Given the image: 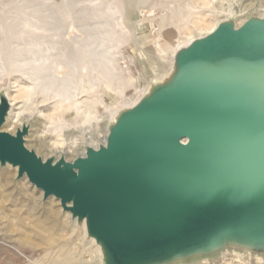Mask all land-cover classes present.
<instances>
[{
	"label": "water",
	"instance_id": "water-1",
	"mask_svg": "<svg viewBox=\"0 0 264 264\" xmlns=\"http://www.w3.org/2000/svg\"><path fill=\"white\" fill-rule=\"evenodd\" d=\"M235 21L179 48L72 160L28 148L26 123L3 130L0 92V166L83 221L101 264H202L227 249L264 257V16Z\"/></svg>",
	"mask_w": 264,
	"mask_h": 264
},
{
	"label": "rangeland",
	"instance_id": "rangeland-1",
	"mask_svg": "<svg viewBox=\"0 0 264 264\" xmlns=\"http://www.w3.org/2000/svg\"><path fill=\"white\" fill-rule=\"evenodd\" d=\"M104 1L115 6L117 4L115 0ZM138 1L137 6L136 4L129 6L127 11L119 10L116 14L119 27L128 25L130 31L124 32L122 42L114 52L116 61L118 60L117 65L120 67L118 86L114 83L108 85L103 80L94 82L91 86L89 78H95L98 73L92 71L88 74L84 67L83 92L80 94L81 111L76 113L72 102L65 103L62 108L53 103V107L49 109L36 95L34 102L28 101L25 104L28 109L17 111L19 113L17 118H6L2 129L14 133L18 127L26 123L29 131L25 136V145L28 148L34 149L43 159L48 156L57 158L64 155L66 159L72 160L81 154L85 145L96 146L103 140L105 137L103 135L107 133L105 124L110 119L114 120V113L117 110L132 105L144 94L153 80L160 79L169 72L177 51L174 48L175 43L184 39L192 40L205 34L206 29L210 32L217 22L227 16L234 17L237 24H240L249 12L264 16V0H169L174 6H187L192 10L190 17L182 20L177 29L170 25V21L161 18V14L167 11L160 4L168 0ZM41 3L43 0L38 2L39 5H42ZM47 3L51 7H56L57 0H47ZM47 26L49 25L43 24V28ZM31 28L37 36H41L45 31L41 27L31 26ZM174 29L179 31V37L166 39L168 32ZM44 44L52 47L47 52L48 59H51L52 53L57 51V43L49 31H45L42 45ZM63 53L56 56V60L63 62L68 58V47L64 48ZM26 90L24 84H19L18 90L13 94L14 107L23 104ZM0 92L12 93V80L7 77L2 78ZM61 114H65L66 121L60 116ZM47 141L57 143L50 145ZM15 176V168L10 165L0 166V264H44L47 263L48 257L55 256L59 254L58 250L61 252L65 249L76 260L85 264H96L97 246L86 237L81 226L84 222L75 220L74 223L69 214L62 211L55 197L49 196L42 201V192L24 179L25 176L18 180H15ZM60 245L62 247H59ZM241 253L226 250L215 262L206 259L200 262H203L202 264H264V257Z\"/></svg>",
	"mask_w": 264,
	"mask_h": 264
},
{
	"label": "bare ground",
	"instance_id": "bare-ground-1",
	"mask_svg": "<svg viewBox=\"0 0 264 264\" xmlns=\"http://www.w3.org/2000/svg\"><path fill=\"white\" fill-rule=\"evenodd\" d=\"M39 1L0 0V80L4 77L12 80L13 91L10 94L5 93L11 107L8 117H6L9 119L17 118L18 110L25 111L28 109L25 104L35 100L36 95L45 102L49 109L53 107V103L62 108L65 103L72 102L76 113L81 111L80 94L83 92L84 67L88 74H91L92 71L98 73L95 78H89L91 86L99 80L106 81L108 85L114 83L118 86L120 67L117 65L118 60L116 61L114 52L122 42L124 32L129 31V26H124V30L122 27L120 28L116 14L119 10L125 9L127 11L126 9L139 2L138 0H115V3L118 4L116 7L104 0H66L65 2L57 0L56 7H51L47 0H43L42 5L38 4ZM111 1L113 2V0ZM160 5L167 11L161 14V18L170 21V25L175 28L180 25L182 20L188 19L192 14L190 7L174 6L169 0L161 2ZM66 7L70 9L68 10ZM43 24L49 26L43 28ZM31 26L41 27L55 37L57 51L52 53L51 59L47 57L48 50L52 49L51 45H42L45 31L41 36H37ZM177 29L168 32V35L165 34V37L168 36L166 39L178 38L180 34ZM164 32L166 33V31ZM205 33H208L207 29ZM126 36H128L127 33ZM190 41L184 39L175 43L174 48L178 50ZM66 47H68V58L63 62L56 60V56L61 55ZM65 54L63 53V55ZM19 84H24L27 88L25 100L21 106L14 107L15 98L13 94L18 90ZM60 116L65 121L67 120L65 114ZM105 125L107 126V123ZM46 136L48 135L46 134ZM56 143L55 141L49 142L50 145ZM83 151L82 148L81 154ZM23 178L26 179V177ZM73 222L75 223V220ZM81 226L85 232V223H81ZM90 240V242H94L92 238ZM65 250L61 252L58 250L59 254L55 251L57 255L48 257L47 263L44 264H85L83 261L74 259L73 255L71 256ZM96 251L95 263L101 264V254L98 247Z\"/></svg>",
	"mask_w": 264,
	"mask_h": 264
}]
</instances>
